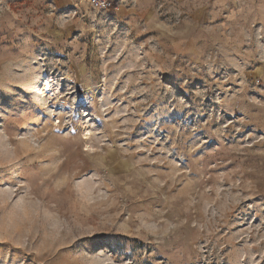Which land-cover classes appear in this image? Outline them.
<instances>
[{"label":"rangeland","instance_id":"374dc122","mask_svg":"<svg viewBox=\"0 0 264 264\" xmlns=\"http://www.w3.org/2000/svg\"><path fill=\"white\" fill-rule=\"evenodd\" d=\"M107 1L0 0V264H264V0Z\"/></svg>","mask_w":264,"mask_h":264},{"label":"bare ground","instance_id":"6f19581e","mask_svg":"<svg viewBox=\"0 0 264 264\" xmlns=\"http://www.w3.org/2000/svg\"><path fill=\"white\" fill-rule=\"evenodd\" d=\"M39 92L41 93H54L53 80H51L47 75H44L37 86Z\"/></svg>","mask_w":264,"mask_h":264},{"label":"built area","instance_id":"2783aa9c","mask_svg":"<svg viewBox=\"0 0 264 264\" xmlns=\"http://www.w3.org/2000/svg\"><path fill=\"white\" fill-rule=\"evenodd\" d=\"M97 5H101L105 9H110L111 3L107 0H93Z\"/></svg>","mask_w":264,"mask_h":264},{"label":"trees","instance_id":"16d2710c","mask_svg":"<svg viewBox=\"0 0 264 264\" xmlns=\"http://www.w3.org/2000/svg\"><path fill=\"white\" fill-rule=\"evenodd\" d=\"M113 8H114V6L111 4L110 9H113Z\"/></svg>","mask_w":264,"mask_h":264}]
</instances>
